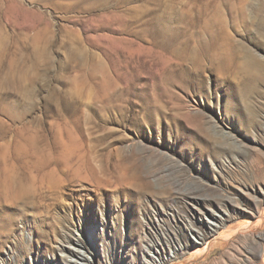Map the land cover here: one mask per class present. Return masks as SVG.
I'll return each instance as SVG.
<instances>
[{"label":"rangeland","instance_id":"obj_1","mask_svg":"<svg viewBox=\"0 0 264 264\" xmlns=\"http://www.w3.org/2000/svg\"><path fill=\"white\" fill-rule=\"evenodd\" d=\"M262 236L264 0H0V264H262Z\"/></svg>","mask_w":264,"mask_h":264},{"label":"bare ground","instance_id":"obj_2","mask_svg":"<svg viewBox=\"0 0 264 264\" xmlns=\"http://www.w3.org/2000/svg\"><path fill=\"white\" fill-rule=\"evenodd\" d=\"M235 56V60L237 59L239 62L245 64L243 65L244 67L248 68L250 70V68L252 69L253 66H260L261 67V64H259L258 60L255 59L250 53L248 52H242V54L239 55V53H236L234 54ZM232 54L231 52H229V60H232ZM263 69V68H262ZM252 81L253 83H257L258 81H261L262 79V74L260 71H258L257 73H253L252 75ZM247 92H251L253 91V85H249L247 87ZM186 199L188 201V203L190 204H193L194 202H196L199 198L198 196L195 194V193H189V194H186ZM204 200H207V199H204ZM262 218H259V221L261 220ZM261 242H264V236L261 237ZM262 264H264V251H263V257H262Z\"/></svg>","mask_w":264,"mask_h":264}]
</instances>
